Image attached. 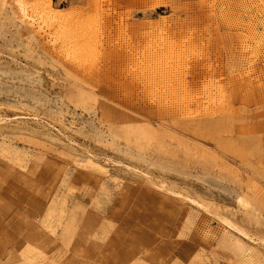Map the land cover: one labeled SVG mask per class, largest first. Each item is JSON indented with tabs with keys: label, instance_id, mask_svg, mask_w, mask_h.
I'll return each instance as SVG.
<instances>
[{
	"label": "rangeland",
	"instance_id": "obj_1",
	"mask_svg": "<svg viewBox=\"0 0 264 264\" xmlns=\"http://www.w3.org/2000/svg\"><path fill=\"white\" fill-rule=\"evenodd\" d=\"M32 263L264 264V0H0V264Z\"/></svg>",
	"mask_w": 264,
	"mask_h": 264
},
{
	"label": "bare ground",
	"instance_id": "obj_2",
	"mask_svg": "<svg viewBox=\"0 0 264 264\" xmlns=\"http://www.w3.org/2000/svg\"><path fill=\"white\" fill-rule=\"evenodd\" d=\"M49 147H50V146H49ZM14 181H15V180H14ZM19 182H20V181H19ZM29 182H30V180H29ZM14 183H15V182H14ZM17 183H18V182H17ZM24 183H25V182H24ZM27 183H28V181H27ZM15 184H16V183H15ZM16 185H18V184H16ZM16 185H15V186H16ZM19 185H20V184H19ZM16 187H17V186H16ZM19 187H20V186H19ZM23 187H24V186H23ZM28 188H29V187H28ZM21 189H22V187H21ZM24 189H25V188H24ZM34 193H35V192H34ZM40 195H41V194H40ZM8 198H9V197H8ZM39 199H40V200H36V197H35V199L33 198V202H32V199H31V202L34 203L33 205H35L36 208H37V207L40 208V207L42 206V204H43L42 202H43V200H44V197L39 198ZM241 200H242V199L239 198L238 202L241 203V202H242ZM32 203L29 204V205L32 206ZM5 206H8V205L6 204ZM2 207H4V206L2 205ZM7 208H8V207H7ZM3 209L5 210V208H3ZM90 218H91V217H90ZM91 220H92V219H91ZM92 221H93V220H92ZM92 221H91V222H92ZM29 222H31V221H29ZM29 222H28V223H29ZM89 222H90V221H89ZM25 223H26V222H25ZM34 223H35V222H34ZM34 223H33V224H34ZM26 224H27V223H26ZM30 224H31V223H30ZM36 224H37V223H36ZM69 224H71V223H69ZM90 224H91V223H89V225H90ZM31 225H32V224H31ZM67 225H68V224H67ZM89 225H88V226H89ZM22 226H23V225H22ZM33 226H34V225H33ZM65 226H66V225H65ZM65 226H64V227H65ZM29 227H31V226H29ZM29 227L27 226V229H28ZM44 227L47 228L48 225H45ZM32 228H34V227H32ZM70 228H71V226H70ZM70 228H69V229H70ZM88 228H89V227H88ZM29 229H30V228H29ZM36 229H37V227H36ZM64 229H65V228H64ZM64 229H63L64 233H65V232L67 233L68 229H67V231H65ZM33 230H34V229H33ZM86 230H88V229H86ZM30 231H32V230H30ZM30 231H29V232H30ZM26 232H27V231H26ZM34 232H35V231H34ZM36 232H37V231H36ZM68 232H69V231H68ZM81 232H82V231H81ZM69 233H70V232H69ZM69 233H68V234H69ZM83 233H84V232H83ZM86 233H87V232H86ZM86 233H84V235H85ZM81 234H82V233H81ZM51 235H53V232H51L50 235H47V230L43 229V230H39V232H37V233L35 234V236H34V235H33V236H34V238H37V239L39 240V242H40V246H42V245H43V246H46L47 244H50V243H49L50 240H51V241L53 240ZM65 235H66V234H65ZM69 235H70V234H69ZM79 235H80V234H79ZM82 235H83V234H82ZM87 235H88V234H87ZM23 236H24V235H23ZM25 236H26V235H25ZM31 237H32V236H31ZM61 237H62V236H61ZM66 237H67V235H66ZM79 237H80V236H79ZM79 237H78V238H79ZM24 238H25V237H24ZM29 238H30V237H29ZM29 238H28V239H29ZM69 238H70V237H69ZM81 238H82V237H81ZM81 238H80V239H81ZM25 239H26V238H25ZM37 239H36V240H37ZM61 239H62V238H61ZM82 239H83V238H82ZM85 239L87 240V238H85ZM26 240H27V239H26ZM30 240H31V238H30ZM32 240H33V239H32ZM76 240H77V238H76ZM76 240H75V241H76ZM86 240H83V241L85 242ZM238 240H240V239H238ZM22 241H23V240H22ZM22 241H21V242H22ZM28 241H29V240H28ZM28 241H27V242H28ZM51 241H50V242H51ZM77 241L79 242L80 240L78 239ZM77 241H76V242H77ZM36 242H37V241H36ZM60 242H61V241H60ZM76 242H75V243H76ZM80 242H81V241H80ZM242 242H243V241H242ZM242 242H241V240L238 242L239 245H240V247L243 246V243H242ZM33 243H34V242H33ZM70 243H71V242H70ZM70 243H69V245H70ZM72 243H74V242H72ZM72 243H71L70 247L73 246ZM75 243H74V245H76ZM59 244H60V243H59ZM77 244H80V245L82 246L83 243H77ZM21 245H22V244H21ZM26 245H27V244H26ZM36 246H37V245H36ZM43 246H42V247H43ZM54 246H55V245H54ZM54 246H51V247H54ZM76 246H77V245H76ZM59 247H60V246H59ZM59 247H58V248H59ZM61 247H62V246H61ZM63 247H64V245H63ZM65 247H66V245H65ZM65 247H64V248H65ZM68 247H69V246H68ZM38 248H39V247H38ZM73 248H76V247H73ZM238 248H239V247H238ZM70 249H71V248H70ZM39 251H40V250H39ZM37 254L39 255V252H38ZM114 255H115V254H114ZM100 257H101V256H100ZM119 257H120V256H119ZM44 259H45V257H44ZM114 259H115V258H114ZM118 260H119V259H118ZM118 260H117V261H118ZM117 261H116V262H117ZM32 264H33V263H32ZM36 264H37V263H36Z\"/></svg>",
	"mask_w": 264,
	"mask_h": 264
}]
</instances>
